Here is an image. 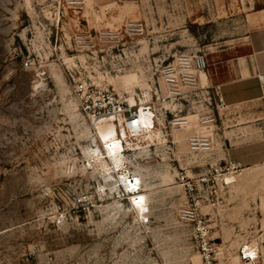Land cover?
<instances>
[{"label": "rangeland", "instance_id": "obj_1", "mask_svg": "<svg viewBox=\"0 0 264 264\" xmlns=\"http://www.w3.org/2000/svg\"><path fill=\"white\" fill-rule=\"evenodd\" d=\"M83 1L58 17L52 0H0V264H202L193 227L177 214L190 203L178 176L223 164L217 126H199L210 153L187 148L192 116L181 128L128 139L124 165L140 177L132 207L80 107L81 90L92 82L135 105L157 82L161 60L214 54L264 27V0ZM125 20L142 21L144 33L127 36ZM197 76L203 85L204 73ZM245 167L226 175L227 188L217 176L216 192L201 203L212 213L220 264H243L238 250L247 241L260 246L253 263L264 264V163ZM146 211L144 224L138 215Z\"/></svg>", "mask_w": 264, "mask_h": 264}, {"label": "built area", "instance_id": "obj_2", "mask_svg": "<svg viewBox=\"0 0 264 264\" xmlns=\"http://www.w3.org/2000/svg\"><path fill=\"white\" fill-rule=\"evenodd\" d=\"M83 3V0H52L58 17L60 11L73 10ZM119 30L129 37H134L144 33L145 24L139 20H125ZM206 67L207 59L203 52H176L167 61L161 60L154 70L157 82H152L140 93L141 98H138L141 108L151 113V122L148 124L138 119L135 105L126 104L108 88L96 87L92 82L82 87L80 107L94 125L103 120H111L118 129L125 128L126 132L132 136L158 126L178 129L190 124L189 117L192 116L194 123L191 126V132L186 136L187 148L192 153H210L212 152L211 137L200 132L199 126L216 127L219 111L225 107V102L219 95L218 85L207 82L200 84L197 75L204 72ZM257 78L264 84L263 74H258ZM124 146L126 148L127 144L125 143ZM222 161L223 164L217 162L206 164L205 171L197 175L192 176L181 172L178 176L187 188L190 203L179 208L177 214L182 222L192 225V240L202 264H220L222 248L217 238L210 235L208 221L212 219V213L210 210L202 212L201 203H204L203 206L206 207L212 193L216 192L217 176H221L220 186L227 188L230 181L227 180L226 175L234 174L242 169V163L239 160L223 158ZM124 192L133 207L136 202H133L132 195L125 189ZM138 219L141 223H147L149 221L147 211L140 213ZM252 244V249H256V252L249 255L251 253L248 249ZM238 257L243 264H254V260L257 262L260 257V246L250 241L242 242ZM28 264L39 263L29 262Z\"/></svg>", "mask_w": 264, "mask_h": 264}, {"label": "crops", "instance_id": "obj_3", "mask_svg": "<svg viewBox=\"0 0 264 264\" xmlns=\"http://www.w3.org/2000/svg\"><path fill=\"white\" fill-rule=\"evenodd\" d=\"M213 53L206 54L203 73L207 83L219 86L225 102L217 124L225 158L246 167L263 164L257 134L264 140V84L257 75H264V27L250 31L236 46Z\"/></svg>", "mask_w": 264, "mask_h": 264}, {"label": "bare ground", "instance_id": "obj_4", "mask_svg": "<svg viewBox=\"0 0 264 264\" xmlns=\"http://www.w3.org/2000/svg\"><path fill=\"white\" fill-rule=\"evenodd\" d=\"M130 81H128L129 83ZM135 106L137 108L136 116L139 120H141L143 123L148 124L151 122L150 116L151 113L148 110H143L141 108V104L135 103ZM123 118V116H121ZM96 126L98 128V136L100 138L101 142V148L104 150L106 156L108 157V161L112 164L113 170L117 171L118 173V180L120 183L125 187V190L133 193L138 189V181L139 178L135 174H132L126 169L124 165V155L123 151L125 143L128 146V139L133 137H139V136H146L147 138H152V136L155 134L153 132V128L145 129L143 132H140L138 135H130L126 132L125 128L118 129L117 126L111 121V120H103L98 123H96ZM118 129V130H117ZM125 142V143H124ZM101 167L105 170L109 169V166H107L106 163L101 164ZM108 173H111L110 170H108ZM132 176V179H131ZM135 180V181H134ZM131 182V183H130ZM264 239V236H263ZM253 244L249 246V251L251 254H254L256 252V249H252Z\"/></svg>", "mask_w": 264, "mask_h": 264}, {"label": "snow or ice", "instance_id": "obj_5", "mask_svg": "<svg viewBox=\"0 0 264 264\" xmlns=\"http://www.w3.org/2000/svg\"><path fill=\"white\" fill-rule=\"evenodd\" d=\"M131 183V182H130ZM138 183V182H137ZM142 197L140 198V201H138L137 203H140V202H142ZM249 255H252V254H249Z\"/></svg>", "mask_w": 264, "mask_h": 264}]
</instances>
